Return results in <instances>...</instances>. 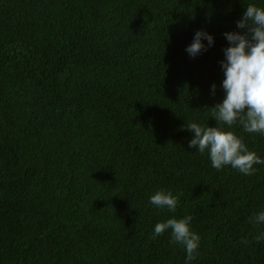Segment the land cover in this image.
I'll return each instance as SVG.
<instances>
[{
  "label": "trees",
  "instance_id": "trees-1",
  "mask_svg": "<svg viewBox=\"0 0 264 264\" xmlns=\"http://www.w3.org/2000/svg\"><path fill=\"white\" fill-rule=\"evenodd\" d=\"M249 3L264 6L0 0V264H185L171 230L153 229L186 215L201 236L192 264H264L250 219L264 165L217 170L185 127L218 126L225 58L216 38L195 58L186 47L197 30L233 31ZM223 126L264 157V135ZM160 189L174 212L149 203Z\"/></svg>",
  "mask_w": 264,
  "mask_h": 264
},
{
  "label": "clouds",
  "instance_id": "clouds-1",
  "mask_svg": "<svg viewBox=\"0 0 264 264\" xmlns=\"http://www.w3.org/2000/svg\"><path fill=\"white\" fill-rule=\"evenodd\" d=\"M264 3V0H262ZM233 31L223 32L197 30L186 52L193 58L206 52L215 45V38L224 50L221 67L224 79L223 100L210 110L218 121V126H202L197 122L186 124L193 138L189 147L203 154L207 152L211 165L217 170L231 166L244 175H253L256 165H264V157L251 151L243 138L234 131L227 130L233 125L242 126L248 133L264 135V6L249 3L242 15L235 21ZM217 85L211 86L215 95ZM84 173L90 177L92 173ZM63 183V193L69 198L71 190L79 187L71 180ZM149 203L156 208L175 211L178 197L171 190L160 189L149 197ZM255 225H264V210H260L250 218ZM193 217L175 216L157 222L153 229V238L171 230V242L182 245L186 251L185 264L196 260L200 247L201 236L192 228ZM254 239L264 242V232L258 233Z\"/></svg>",
  "mask_w": 264,
  "mask_h": 264
}]
</instances>
